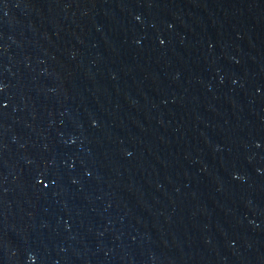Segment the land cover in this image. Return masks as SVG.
<instances>
[{"label":"water","instance_id":"95a60500","mask_svg":"<svg viewBox=\"0 0 264 264\" xmlns=\"http://www.w3.org/2000/svg\"><path fill=\"white\" fill-rule=\"evenodd\" d=\"M0 264H264V0H0Z\"/></svg>","mask_w":264,"mask_h":264}]
</instances>
